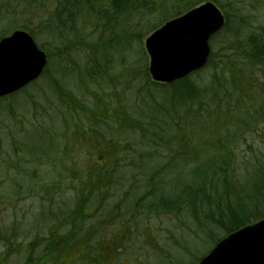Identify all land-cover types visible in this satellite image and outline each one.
I'll return each mask as SVG.
<instances>
[{
	"label": "trees",
	"instance_id": "16d2710c",
	"mask_svg": "<svg viewBox=\"0 0 264 264\" xmlns=\"http://www.w3.org/2000/svg\"><path fill=\"white\" fill-rule=\"evenodd\" d=\"M206 2L225 15L210 40L207 65L169 84L154 82L145 40ZM16 31L28 32L45 53L55 52L46 53L42 76L19 92L29 88L27 99L16 101L19 93L0 98V170H7L5 159L12 170L0 181V264L9 252H21L17 264H61L63 253L82 244L85 251L70 264H134L126 255L129 243L141 236L142 247L154 242L139 218L181 210L208 242L191 241L204 252H193V258L200 254L193 260L199 264L222 239L264 218V0H0V41ZM127 54L132 66L144 64L133 73L142 80L125 73ZM67 72L75 87L64 82ZM128 76L133 97L125 100ZM46 89L62 101L50 119L46 110L39 118L23 102L36 92L45 98ZM104 118L121 124L133 119L135 126L127 138L120 133L109 140L101 163L64 175L65 143L85 150L79 159L89 156L88 146L105 147L107 138L97 129ZM137 133L145 148L135 142ZM254 140L260 142L253 146ZM248 152L252 160L244 159ZM49 162L50 171L40 170ZM179 175L180 188L171 182ZM65 184L70 199L61 196L67 195ZM36 196L42 201L31 217L22 203ZM156 255L159 263L143 264L172 263L171 256Z\"/></svg>",
	"mask_w": 264,
	"mask_h": 264
},
{
	"label": "water",
	"instance_id": "95a60500",
	"mask_svg": "<svg viewBox=\"0 0 264 264\" xmlns=\"http://www.w3.org/2000/svg\"><path fill=\"white\" fill-rule=\"evenodd\" d=\"M225 25V16L206 2L166 22L145 41L149 72L158 83H172L203 69L210 58V40ZM47 64L26 31L0 41V97L13 94L42 74ZM199 264H264V218L222 239Z\"/></svg>",
	"mask_w": 264,
	"mask_h": 264
},
{
	"label": "rangeland",
	"instance_id": "374dc122",
	"mask_svg": "<svg viewBox=\"0 0 264 264\" xmlns=\"http://www.w3.org/2000/svg\"><path fill=\"white\" fill-rule=\"evenodd\" d=\"M256 15H259L258 13ZM260 18V17H259ZM259 20V19H258ZM255 19H253L252 23H255ZM141 46V44H140ZM138 48V47H135ZM50 49V48H49ZM54 50L52 51L50 49V51H47L46 53H48L49 55H53L54 54ZM129 54L127 55H123L122 57V65L125 67L121 66H117L116 69H123L126 71L125 73L133 75V73L135 72V68L137 69V73L140 71L141 67H144V64H139V65H135L132 66L129 62ZM116 61H119V59H117ZM131 65V66H130ZM141 65V66H140ZM118 72V71H117ZM67 76L65 77V81L64 82H68L69 84L73 85L74 87L76 86V82L73 78V75H70V72H67ZM127 74V75H128ZM204 75V74H201ZM136 76L137 79L142 80V78H140V76L137 75H133ZM130 77L128 76V78L125 80V84H124V92L122 93L121 98L123 99H127V98H131L133 97V94L130 90H127L129 86H132L134 84V82H130ZM129 81L128 85L127 82ZM46 86V85H45ZM118 86L116 85V88ZM109 90L107 92V95H110L111 93V88L112 87H107ZM29 88L28 90H26V93H19L18 98H16V101H22L25 98L27 99V94L29 93ZM47 92L44 94L46 95V97H42L39 96L40 92H36L38 93L35 97V99L33 101H23L24 103H26L25 105L28 106L29 109L34 110L37 113H39V118L43 117V114H46L44 110H46L47 113V117L50 119L51 117H54L53 114H56L58 112H60L59 107L62 105V101L59 100L57 98L58 94L53 93L52 90H48L46 89ZM135 91V88H134ZM48 101L50 103H48ZM21 102H19L20 104ZM65 104L67 105V102L65 101ZM133 107V106H132ZM131 108H125V111H127L128 114H133L134 111ZM25 108V106L23 107ZM120 113L122 115L123 112L120 110ZM41 116V117H40ZM45 116V115H44ZM131 118L133 117L132 115ZM111 117V116H109ZM108 118V117H107ZM105 119V123H103V121L101 122V124L99 125V127L97 128L98 131L100 132V134L105 135L107 138V141L105 142V147H99V146H88V148L86 149L88 151L89 156L85 159H79L83 153H85V150L82 147H78V146H72L68 143H65L66 145H68V148L66 149L69 153L66 154L65 157L66 158V162L65 164H67V169L66 170H62L65 171L64 175H68V177H71V171L73 172H77L79 170H81L82 168H86L85 166H92L94 164H98L101 163L100 160L104 159L105 157V151L106 149L109 148V140L113 139L112 137H116L117 135H120V133H123L120 136H123V138H127L128 137V133L127 131H131V129L135 126V122L132 119V121H126L124 122V124H121L118 119L116 118V120L114 122H110L108 119ZM52 121V120H50ZM43 124V122H42ZM51 123L49 122V125ZM70 127V126H69ZM70 129V128H69ZM183 132L181 130H175L174 133L176 132ZM190 131L187 129L186 133H189ZM136 135H138L140 137L139 140H136L135 142L142 146L143 148H145L146 144H143L142 142H138L140 140H142V136L140 133H137ZM53 136V135H52ZM261 143L263 141V134L261 133ZM183 139L184 136H182ZM69 141V140H67ZM111 141V140H110ZM260 142L259 140H254V142H252L251 144H253V146L255 145L256 142ZM260 145V143H259ZM258 147V146H255ZM244 148V146H241L240 150L242 152H244L242 149ZM191 149V148H190ZM192 150V149H191ZM150 151H153L152 149H150ZM180 153H185L184 151L182 152V143H181V147H180ZM193 151V150H192ZM103 152V154L101 153ZM129 153V152H128ZM194 153V152H193ZM103 155V157H102ZM171 155L170 153H167V156ZM187 155V154H186ZM253 155V153L248 152L245 156V160H252L251 156ZM172 157V156H170ZM85 160H90V162L85 163ZM4 162H2L7 168V170H5V172H2V168L0 170V181L3 179V181H6L8 179L7 175H12L11 171L8 167L11 165L9 162H7V160H3ZM253 162V161H251ZM54 165V163L49 162L48 164H42L41 165V169L42 171L48 169V171H50L49 166L52 167ZM131 166V168L133 169V171L135 172V174H139L141 173V167L140 164L137 163H130L129 164ZM249 168L251 169V163L248 164ZM105 166V165H104ZM193 166V165H190ZM29 167V166H28ZM96 167H99L98 165ZM186 167L183 168V174L185 173V169ZM89 172H93L92 168H88ZM143 171V170H142ZM188 171H192L188 170ZM57 172H59V169H57ZM187 172V170H186ZM7 175H6V174ZM26 174V171H22V175L24 176ZM177 173H175L174 175H176ZM48 176H46V179L51 178L50 173L47 174ZM173 175V176H174ZM185 175V176H184ZM183 175V180L184 178H186L188 175L184 174ZM40 178V177H39ZM38 178V179H39ZM9 180V179H8ZM172 183H174V185H178L179 188L182 187L183 181H182V176L179 175L177 177H175V179L171 180ZM70 184V183H69ZM77 187H79L77 185ZM120 187L122 188H126L127 187V182L125 179L122 178V180L120 181ZM65 194L67 193V195H61L64 198H72L73 195H68L71 193V190L68 189V185L65 184ZM114 199H120L122 195H113ZM36 199L33 198H29L26 201H24L22 203V206L24 207H28L29 208V215L32 217V215L35 213H37V211L39 212V208H40V204L41 201L37 196ZM111 203H112V199H111ZM150 217V218H149ZM140 223H142V225L144 226V230L148 233V235L153 237L154 242H152V245L147 246V247H142L141 244H139L140 242H142V236L137 238L136 241L130 242L129 246L131 247L129 250H127L128 252H126L128 257H132V260H136V263L134 264H143V262L145 261H153L154 263H159V259L161 258L160 256H157L156 253L158 252L159 255H161L162 257H167V256H171L172 257V263L169 264H176L177 262L175 261L177 259V261L179 263L184 262V264H194L193 260H195L194 258L197 257L204 253L203 250L201 249L200 251H198V248H192L191 245V241H195L200 245H204V247L208 244L207 240H205L204 238H201L199 235L196 234V231L194 229L193 226V222L190 216V213L185 212V214L182 213V210L180 211V213L177 214H168V213H154L153 215H142L139 220ZM146 236L143 237V239H145ZM139 244V245H138ZM155 244V245H154ZM195 252H200V254H197L194 258L193 256L195 255ZM85 251V245L82 244L80 247H75L72 248L69 251V254L63 253V258L61 259V264H70L73 261V257L78 256V254L80 252ZM205 251V250H204ZM194 252V253H193ZM1 253V251H0ZM15 252H9L6 256L5 262L4 264H12L14 263V261L16 260V263H19V261H21V252H17L16 254H14ZM20 256V257H19ZM193 258V259H192ZM196 258V259H197ZM175 259V260H174ZM184 260V261H183ZM76 261V260H75ZM196 261V260H195Z\"/></svg>",
	"mask_w": 264,
	"mask_h": 264
}]
</instances>
